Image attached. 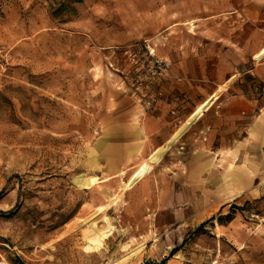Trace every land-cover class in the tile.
Here are the masks:
<instances>
[{"label":"rangeland","instance_id":"obj_1","mask_svg":"<svg viewBox=\"0 0 264 264\" xmlns=\"http://www.w3.org/2000/svg\"><path fill=\"white\" fill-rule=\"evenodd\" d=\"M248 2L82 0L62 22L52 0H0V264H264V188L180 205L156 185L127 187L134 174L101 177L94 158L115 100L176 79L169 61V75L153 73L156 56L264 37L233 25Z\"/></svg>","mask_w":264,"mask_h":264},{"label":"crops","instance_id":"obj_2","mask_svg":"<svg viewBox=\"0 0 264 264\" xmlns=\"http://www.w3.org/2000/svg\"><path fill=\"white\" fill-rule=\"evenodd\" d=\"M230 15L233 25L258 29L264 0ZM246 42L231 38L226 51L192 48L176 58L156 56L171 62L169 74L176 79L161 78L111 104L95 142L101 177L128 181L147 164L137 183L156 185L161 201L167 195L198 207L264 188V97L256 94L257 84H264V59L249 62L264 37L250 47ZM154 90L164 96L153 98ZM157 152V161H149Z\"/></svg>","mask_w":264,"mask_h":264},{"label":"trees","instance_id":"obj_3","mask_svg":"<svg viewBox=\"0 0 264 264\" xmlns=\"http://www.w3.org/2000/svg\"><path fill=\"white\" fill-rule=\"evenodd\" d=\"M52 1L57 4V7L55 9V14L53 15H55V17L57 16L60 19V21L63 22V21H66L64 17L69 18L71 15H73L75 11L74 4L79 3L82 0H52ZM231 207L233 209H238V207L235 206L234 204H232ZM239 209L243 210V208H239ZM229 216H231V214H229L227 217ZM217 220L222 221L223 217L219 216ZM204 225H205V222L201 223L198 226L197 231H201ZM173 251H176V250H173ZM173 251L171 252V255L174 253ZM169 257L162 259L160 262L147 261V262H144L143 264H166ZM17 264H22V263L17 262Z\"/></svg>","mask_w":264,"mask_h":264},{"label":"bare ground","instance_id":"obj_4","mask_svg":"<svg viewBox=\"0 0 264 264\" xmlns=\"http://www.w3.org/2000/svg\"><path fill=\"white\" fill-rule=\"evenodd\" d=\"M264 57V51H261L256 58L260 59ZM208 104V103H206ZM203 108H200L198 111H197V115L200 114V112L202 111ZM159 157V153H155L154 155H152L149 159V161L151 162H156L157 159ZM149 169V166L146 164V165H143L135 174L134 176L132 177V179L130 180V182L127 184V187L131 186L132 184H134L135 182L139 181L148 171ZM83 179L80 178V180L77 181L80 182L82 181ZM95 230V229H94ZM93 230V231H94ZM91 233V232H90ZM100 237H101V233L100 232H97V230H95L94 232L91 233V235L88 234V236L86 237L87 238V242H86V249H95L96 247L99 246L100 244Z\"/></svg>","mask_w":264,"mask_h":264},{"label":"built area","instance_id":"obj_5","mask_svg":"<svg viewBox=\"0 0 264 264\" xmlns=\"http://www.w3.org/2000/svg\"><path fill=\"white\" fill-rule=\"evenodd\" d=\"M150 55H153V50L149 51ZM169 66L170 64L166 61L161 62L157 68L155 69V71L153 72L154 74L160 75V76H165L166 74H168V70H169ZM162 93L159 92V95H161ZM256 94L259 96L264 97V84H259L256 87ZM227 103H229V101L227 100ZM171 114L175 117H177V112L176 110H172Z\"/></svg>","mask_w":264,"mask_h":264},{"label":"water","instance_id":"obj_6","mask_svg":"<svg viewBox=\"0 0 264 264\" xmlns=\"http://www.w3.org/2000/svg\"><path fill=\"white\" fill-rule=\"evenodd\" d=\"M173 138L171 140H169V142L167 143V146H170L173 143Z\"/></svg>","mask_w":264,"mask_h":264}]
</instances>
